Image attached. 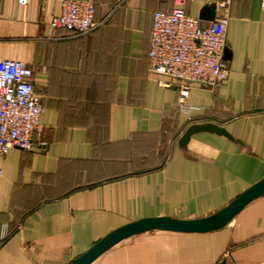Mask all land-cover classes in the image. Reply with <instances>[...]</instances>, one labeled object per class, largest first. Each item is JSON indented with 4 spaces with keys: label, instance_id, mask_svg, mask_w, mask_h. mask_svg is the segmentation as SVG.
<instances>
[{
    "label": "crops",
    "instance_id": "crops-1",
    "mask_svg": "<svg viewBox=\"0 0 264 264\" xmlns=\"http://www.w3.org/2000/svg\"><path fill=\"white\" fill-rule=\"evenodd\" d=\"M223 0H184L185 15ZM174 0H96L97 27L81 37L51 29L57 0H0V58L32 71L43 109L30 151L0 157V264H69L110 232L143 218L191 220L224 208L264 178V10L231 0L227 78L192 84L186 110L178 86L152 75V15ZM207 22V21H204ZM171 83L161 87L159 81ZM223 127L239 144L197 133ZM264 262V194L226 226L206 233L148 231L91 264Z\"/></svg>",
    "mask_w": 264,
    "mask_h": 264
},
{
    "label": "built area",
    "instance_id": "built-area-1",
    "mask_svg": "<svg viewBox=\"0 0 264 264\" xmlns=\"http://www.w3.org/2000/svg\"><path fill=\"white\" fill-rule=\"evenodd\" d=\"M29 1L17 0L20 6H26ZM57 1L60 11L52 14L51 29H64L81 37L97 27L96 0ZM174 2L177 7L172 11H156L152 15L148 69L152 75L176 82V105L186 110L192 84L216 87L227 78L223 55L231 0H223L218 17L208 22L185 15L181 8L184 0ZM260 5L264 10V0H260ZM170 82L160 80L158 85L170 87ZM42 113L31 69L19 61L0 58V157L14 149H32ZM8 235V225L1 224L0 246Z\"/></svg>",
    "mask_w": 264,
    "mask_h": 264
},
{
    "label": "water",
    "instance_id": "water-1",
    "mask_svg": "<svg viewBox=\"0 0 264 264\" xmlns=\"http://www.w3.org/2000/svg\"><path fill=\"white\" fill-rule=\"evenodd\" d=\"M215 9V3L205 5L201 9L198 19L207 22L213 21L216 14ZM223 57L225 60L229 59L230 52L227 49L224 50ZM202 132L223 136L237 144L240 143L235 140L223 127L217 126L215 124L204 123L190 125L179 138L178 147L184 150L190 137L194 134ZM263 194L264 178L248 187L231 202H229L224 208L207 217L191 220L174 219L169 217H154L143 218L134 222H130L107 234L105 237L92 245L85 253L73 259L69 264H91L103 252L120 241L133 235L148 231L158 230L178 233H206L218 230L226 226L246 205Z\"/></svg>",
    "mask_w": 264,
    "mask_h": 264
}]
</instances>
